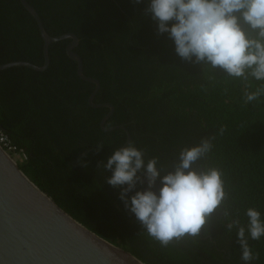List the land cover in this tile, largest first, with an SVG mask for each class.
<instances>
[{
    "label": "trees",
    "instance_id": "obj_1",
    "mask_svg": "<svg viewBox=\"0 0 264 264\" xmlns=\"http://www.w3.org/2000/svg\"><path fill=\"white\" fill-rule=\"evenodd\" d=\"M27 2L49 35L77 36L73 51L83 73L99 82L93 102L113 106L103 126L122 127L102 128L109 107L89 104L95 84L77 75L66 52L71 39L53 42L45 70L0 71V127L24 152L22 171L76 220L142 263L244 264L237 229L229 231L227 223L238 219L247 229L249 207L264 221V91L254 101L245 99L246 90L264 88V81L232 78L181 59L173 40L158 34L157 22L146 14L150 0ZM42 46L37 24L20 1L0 0V64L22 60L40 66ZM211 137V151L193 167L220 169L229 197L200 236L162 247L125 208L121 189L106 183L111 172L98 162L132 141L144 150L145 162L157 157V166L169 171L183 147ZM224 209L230 211L227 219ZM248 243L258 255L251 264H264V236Z\"/></svg>",
    "mask_w": 264,
    "mask_h": 264
},
{
    "label": "clouds",
    "instance_id": "obj_2",
    "mask_svg": "<svg viewBox=\"0 0 264 264\" xmlns=\"http://www.w3.org/2000/svg\"><path fill=\"white\" fill-rule=\"evenodd\" d=\"M145 12L157 22L158 34L167 33L173 40L181 59L209 69L219 68L232 78L248 80L251 76L264 81V0H150ZM262 91L264 88L246 90V101L256 100ZM212 139L202 138L199 144L183 147L179 162L169 171L157 166V157L145 162L144 150L132 141L115 149L106 162H98V168L111 172L105 177L106 183L121 189L119 195L125 208L162 247L186 236H200L213 213L229 197L220 169L193 167L211 151ZM102 147L100 144L96 150ZM82 163L86 166V162ZM138 184L144 187L136 190ZM245 215L247 229L238 219L229 220L227 228L237 229L240 259L251 264L258 255L248 241L264 236V221L254 207L247 208ZM223 216L229 218L230 211L224 209Z\"/></svg>",
    "mask_w": 264,
    "mask_h": 264
},
{
    "label": "water",
    "instance_id": "obj_3",
    "mask_svg": "<svg viewBox=\"0 0 264 264\" xmlns=\"http://www.w3.org/2000/svg\"><path fill=\"white\" fill-rule=\"evenodd\" d=\"M21 5L34 18L43 39V64L14 60L0 64V71L25 66L43 71L49 65L48 47L69 38L67 55L76 62L77 75L95 84L88 102L93 107H109L101 119L103 125L113 112L109 103H94L99 82L83 73L80 56L73 51L79 39L72 32L51 36L44 29L36 9L27 2ZM129 138V137H128ZM158 186L156 183L155 188ZM0 264H146L89 229L69 214L49 192L41 189L20 168L18 162L0 145Z\"/></svg>",
    "mask_w": 264,
    "mask_h": 264
},
{
    "label": "built area",
    "instance_id": "obj_4",
    "mask_svg": "<svg viewBox=\"0 0 264 264\" xmlns=\"http://www.w3.org/2000/svg\"><path fill=\"white\" fill-rule=\"evenodd\" d=\"M0 145L1 147L8 152L17 162L19 159L24 158V152L22 150H17L13 144L8 139L7 135L0 127Z\"/></svg>",
    "mask_w": 264,
    "mask_h": 264
}]
</instances>
